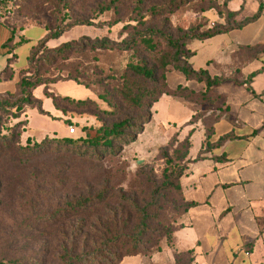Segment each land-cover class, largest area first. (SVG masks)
<instances>
[{"label":"trees","instance_id":"16d2710c","mask_svg":"<svg viewBox=\"0 0 264 264\" xmlns=\"http://www.w3.org/2000/svg\"><path fill=\"white\" fill-rule=\"evenodd\" d=\"M73 1L60 0L59 4L62 6L54 8L52 13L54 22L47 24V34L31 49L28 67L19 72L15 91L0 94V163L13 154V165L16 168L20 169V165L25 164L30 166L28 175L15 178L18 190L15 196L20 199L18 204L8 199L4 192L7 182L4 176L0 175V245L3 246L0 248V264H121L125 257H152L162 250L159 242L165 237L173 250L172 264H196L193 250L176 249V228L171 232H162L161 227L153 225L157 218L151 214V209L159 208L165 191L171 188L177 190L181 196V214L193 206V203L185 200L181 186V178L189 168L188 163L170 173L165 171L162 186L154 191L151 203L144 205H139L125 194L115 196L110 179L103 180L104 184L98 188L89 183L81 184L77 188L78 194L65 197L64 190L68 189V185L63 174L57 171L49 179L45 168L40 164L38 166V163L50 152L61 154L63 151H70V145L71 154L79 159L94 156L102 159L107 154L117 153L123 144L136 139L137 133L145 123L152 121L151 109L165 94L185 102L218 109L210 114L208 110L199 111L188 123L193 125L201 122L206 134L204 148L195 160L205 158L214 148L233 138L232 134H227L216 143L211 141L215 134V124L229 110L226 96L214 94L213 88L234 78L212 77L206 69H196L191 62L195 52L189 48L187 40H206L254 22L262 14L263 1L258 0L259 10L255 15L239 20L240 12L230 10L228 0L222 3L215 0H170L167 4H151L152 0H102L98 3L96 16L79 15L64 24L67 17L65 10ZM129 3L133 4V10L128 19H125L120 13ZM191 3L203 4L201 13L215 10L223 21H217L214 27H207L202 31L201 28L187 29L176 38L165 28L169 16L162 20L163 25L160 27L153 25L154 19L158 20L164 12L171 14ZM28 4L27 0L0 2L6 13L13 5L21 8ZM106 16L110 17L108 24L105 21L96 25L95 20ZM126 22L122 32L132 30L121 41L113 40L109 36H82L77 41H68L57 47L48 46L50 40L60 38L75 26L108 25L111 29ZM12 32L13 35L6 41L5 46H11V50H14L27 40L19 36L20 39L15 42L16 30L13 29ZM158 39L164 40L170 48L168 53L161 56ZM250 48L258 54L264 50V44ZM74 57L89 58L94 64L90 62L91 66L84 67L80 75L72 68L65 76L64 69L59 66ZM14 60V56L8 59L2 73L12 75L11 64ZM42 62L60 69L56 79L51 81L43 78ZM171 68L183 73L187 79L205 83V89L196 92L183 85L171 88L167 82V72ZM89 73L94 74L96 78L89 76ZM256 74L257 72L251 74L248 81ZM59 80H72L83 84L97 94L109 108L104 113L109 119H103L100 127H85V136L77 139L51 137L36 141L31 137L24 138L29 128L27 112L30 108H36L40 114L51 116L50 112L44 109L43 101L34 95L38 87H44L45 95L52 99L53 104L63 114L69 111L66 104L70 109L82 113L88 112L92 107L97 108L89 98L74 99L51 91L49 84ZM235 81L241 85L246 84ZM96 86H100L102 91ZM247 88L252 90L249 85ZM194 131L195 128L189 130L183 142L186 149L181 155V160L184 159L185 162L190 160L191 137ZM129 133L134 135L128 138ZM113 197L121 198L134 212L132 214L138 216L137 231H127L130 226V221L125 217L127 209L122 203L113 205ZM16 221L20 223L15 229L3 233L7 228L14 226ZM23 244L28 247L21 248Z\"/></svg>","mask_w":264,"mask_h":264},{"label":"rangeland","instance_id":"374dc122","mask_svg":"<svg viewBox=\"0 0 264 264\" xmlns=\"http://www.w3.org/2000/svg\"><path fill=\"white\" fill-rule=\"evenodd\" d=\"M27 1L29 4L26 7L22 6L19 8L18 6L13 5L11 10L7 13L1 9L0 20L8 21L6 22L7 24L12 23L13 21V25H16V29L18 30H16L17 36L20 35V31L33 23L52 24L54 22L52 15L54 8L62 6V4H59L60 0ZM101 1L102 0H74L67 10H65L67 17L64 24L70 22L73 17L79 15L96 16L99 8L98 3ZM169 1L170 0H152L151 4H167ZM215 1L222 3L223 0H221V2L219 0ZM202 6L203 4L196 5L191 3L178 8L171 14H166L164 12L158 17V20L154 19L153 25L160 27L163 25L162 20L169 16V22L165 28L166 31L171 33L175 38L183 31L190 28H193L194 30L201 28L200 30L202 31L207 27H214L219 19L211 20L205 16V13H201L200 8ZM132 10L133 4L129 3L121 9L120 15L125 19H128ZM109 20V16L99 17L95 20V23L96 25H99V23L106 21L108 24V22H110ZM0 24L7 29L4 22H1ZM125 24H127V22L119 23L118 25L111 27V29L108 25L102 27L83 25L75 26L70 31L65 32L60 38L51 40L48 46L57 47L68 41H77L82 36H89L91 38L109 36L113 40L121 41L124 37H127L129 31L132 30L127 29L125 32H122V27ZM253 32L255 31L250 27L237 33L245 35V38H253L252 35H249V33ZM34 35V32H31L29 37L35 38ZM187 41L189 47L198 52V56L195 60L196 65L201 64L205 58L211 56L217 57V62L222 63L225 57L223 55L226 51H239V46L233 44L228 36H224V38L220 37L210 42L197 39H188ZM33 43L34 40L19 49L21 57L25 56L27 49ZM157 43L160 56L169 52L170 48L167 47L164 40L158 39ZM143 53L146 54L145 52ZM8 56H10V53L0 54V72L6 66V57ZM90 62L94 64L93 60L89 58L74 57L69 61L62 62L59 68L64 69L63 72L65 76L72 68L76 71L77 75H80V72H82L84 67L91 66ZM262 62H264V59L257 62L256 65L260 67L263 65ZM36 64L38 66H41L42 64V74L43 78L46 80L52 81L56 79L60 73L59 68L45 65L43 62L41 64ZM222 64L225 65V62ZM89 76L96 78V76L91 73H89ZM167 82L171 88H176L179 84H185L186 76L171 68L167 72ZM202 85L203 84L200 82L193 81L190 86L191 88L199 89ZM49 87L54 93L63 96H70L74 99L89 98L95 103L97 108L92 107L88 112L82 113L73 110L72 108L70 109V106L66 104L69 111L63 114L53 104L52 99L45 95L44 87H38L34 91V95L43 101L44 109L50 112L51 116L40 114L36 108H30L27 112L29 128L24 134V138L31 137L36 141H42L51 137L57 139H62L64 137L77 139L80 136H85V127L97 128L103 124V119L105 121L109 119L106 114L104 115L105 111L109 110L107 104L83 84H78L72 80H59L49 84ZM96 87L102 91L100 86ZM246 91V88L239 87L233 82L225 83L218 88V92L220 93L231 94L232 107L233 110L236 111L239 110L241 102L247 100L245 94L247 93ZM173 99L174 98L166 97L160 100L158 104L156 103L151 109V113L153 114L152 121L145 123L140 132L137 133L136 139L132 142L129 141L126 144H123L120 150L115 154H107L106 156H103L102 159H97L96 156L79 159L71 154L72 146L70 145V151H63L61 154L55 152L46 154L41 162L38 163V166L40 164L45 168V174L49 179L53 177L57 171H60L61 174H63L66 179V184L68 185V189L64 190V196L68 195V197H71L78 194L79 191L77 188L81 184L86 185L89 183L98 188L104 184L103 180L110 179V186L115 192V196L125 194L127 197L136 201L139 205L151 203L154 191L162 186L165 171L170 173L173 169L182 165L185 166L187 163L188 166H190V163L192 162L191 159L188 162H185L186 160L184 159L181 160V155L186 149L183 142L189 132L188 128L190 126H177V124L168 123L167 121L170 116V110L171 108L173 109L171 104ZM253 103L257 105L255 107H257L258 110L264 112V102L262 98L255 100ZM253 103L251 106L254 105ZM205 110H210V107L206 105ZM186 111V109L177 108L172 111L174 114V117L172 118L179 123L183 122L187 113ZM243 115L249 116L250 112L243 110ZM70 125L75 127L76 130L74 133H70ZM132 135H134V133H129L128 138ZM198 144L199 141L196 139L195 146H198ZM13 163L12 154L8 159H5L0 163V175L4 176L7 182V187L4 192L8 196V199L13 203L15 202L18 204L20 199L15 196L18 191L15 178H22L25 174L28 175L30 172V166L29 164L20 165L19 169L16 168ZM32 165L36 166L37 164ZM65 199L66 198H63V200ZM112 202L113 205H117L118 203L125 205L124 207L127 209L125 217L126 220L130 221V226L127 231H137L139 223L138 216L132 214L134 212H132L128 205L122 202L121 198L113 197ZM181 204V196L177 190L174 188L166 190L161 198L159 208L151 209L152 216L157 218V221L153 225L161 227L162 232H171L177 228L179 226V220L183 215L181 214L182 210L180 209ZM18 223H20V221H16L14 226L12 225L7 228L3 233L15 229ZM167 242L168 240L165 237L159 242V244L163 247V244ZM2 247L3 246L0 245V248ZM27 247V244L21 246V248L24 249Z\"/></svg>","mask_w":264,"mask_h":264},{"label":"crops","instance_id":"0c3cea01","mask_svg":"<svg viewBox=\"0 0 264 264\" xmlns=\"http://www.w3.org/2000/svg\"><path fill=\"white\" fill-rule=\"evenodd\" d=\"M262 1V14L254 22L228 33L201 40L210 42L228 36L233 44L239 46V51L228 50L224 53L225 65L223 62L218 63L217 57L212 56L196 65L198 52L191 48L195 52L191 62L196 69L204 68L212 77L234 78L213 88L214 94L226 96L229 110L215 124V134L211 141L216 143L227 134H232L233 138L214 148L205 158L195 160L200 150L204 148L206 134L201 122L193 125L188 123L196 113L205 110L206 105L185 102L166 94L160 98V100L166 97L174 98L168 123L190 126L188 131L195 128L189 152V159L192 162L181 178L184 198L187 202L193 203V206L180 218L174 239L177 250L194 251L196 264H264V112L258 110L255 107L257 105L253 103L259 98L264 102V62L260 67L256 65L264 59V50L257 54V51L250 48L264 44V0ZM228 8L240 12L238 19L243 20L258 12L259 1L228 0ZM205 16L211 20L223 21L214 10L205 12ZM1 22L4 21L0 20ZM4 24L7 29L0 24V54L10 53V56L6 57L7 64L9 58L14 56L15 60L11 64L13 68L11 76L2 73L7 64L0 72V94L15 91L20 70L28 67L31 49L48 32L47 23H33L20 31L19 36L25 37L27 42L11 50L12 47L5 46V43L13 35V29L17 30V27L13 25V21L11 25L6 22ZM250 27L255 31L249 33L253 38H245V35L237 33ZM31 32H34L35 38L29 37ZM19 36L15 33V42L20 39ZM32 40L34 43L27 49L25 56L21 57L19 49ZM256 72L252 80L248 81L249 76ZM235 80L246 84L241 85ZM193 81L196 80L186 77L185 84L179 85L187 86L196 92L205 89L203 82H200L203 84L201 88H191ZM229 82L247 90L245 93L247 100L241 102L238 111L233 110L231 94L218 92L221 85ZM248 85L252 90L247 88ZM177 108L187 110L185 120L180 123L172 118L174 117L172 111ZM213 110L218 111L217 107H214L208 110L209 114ZM243 110L249 111L250 115H243ZM196 139L199 141L198 146H195ZM173 262V250L165 243L162 250L152 257L143 255L125 257L121 264Z\"/></svg>","mask_w":264,"mask_h":264},{"label":"built area","instance_id":"2783aa9c","mask_svg":"<svg viewBox=\"0 0 264 264\" xmlns=\"http://www.w3.org/2000/svg\"><path fill=\"white\" fill-rule=\"evenodd\" d=\"M3 1H5V0H0V2H3ZM1 9H3L2 8V6H0V14H1V12H2V10ZM70 127V133H74L75 132V127L74 126H72V125H70L69 126Z\"/></svg>","mask_w":264,"mask_h":264}]
</instances>
